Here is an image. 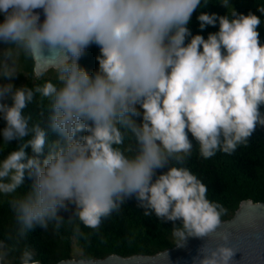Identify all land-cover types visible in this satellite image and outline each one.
Masks as SVG:
<instances>
[{"label": "clouds", "instance_id": "1", "mask_svg": "<svg viewBox=\"0 0 264 264\" xmlns=\"http://www.w3.org/2000/svg\"><path fill=\"white\" fill-rule=\"evenodd\" d=\"M207 3L0 0V42L7 45L0 49V118L6 121L0 133L4 146L20 142L0 159V194L10 196L16 240L50 223L59 229L61 209L70 206L72 217L99 230L102 218L135 196L144 216L172 221L176 246L212 233L223 241L202 245L191 264H233L232 234L218 231L228 209L208 198L207 185L185 161L194 146L189 133L209 158L233 152L264 127L258 29L264 21L220 0L226 14L197 16L201 29L218 24V30L207 38L192 34V14ZM257 9L264 14V3ZM93 43L100 54L89 72L80 57ZM20 58L33 63L37 76L51 71L54 79L16 86ZM37 93L43 107L34 120L24 109ZM49 129L56 139H49ZM29 145L34 155L26 152ZM26 173L32 182L18 193ZM10 251L18 252L16 264H42L30 245L18 248L5 239L0 264Z\"/></svg>", "mask_w": 264, "mask_h": 264}, {"label": "trees", "instance_id": "2", "mask_svg": "<svg viewBox=\"0 0 264 264\" xmlns=\"http://www.w3.org/2000/svg\"><path fill=\"white\" fill-rule=\"evenodd\" d=\"M231 3L238 12L247 14L251 10L260 15L264 21V14L259 13L257 9V3H264V0H231ZM200 12H215L223 15L228 9L220 3V0H208L207 5L194 10L188 27L192 34L202 33L207 38V34L217 31L219 25H207L201 29L199 27L201 22L197 19ZM3 18V14L0 13V21ZM258 29L261 42L264 43V22L258 25ZM0 46L7 45L0 42ZM99 54L98 45L94 43L89 45L80 57V64L89 72L95 71L98 68L96 57ZM18 70L21 73H18L13 80L16 86L22 84L31 86L43 83L45 79H54V73L51 71L44 76H37L33 63L23 58H20ZM2 82L4 81H0ZM40 102V94L37 93L36 99L24 109L26 113L33 114L34 120L39 118L38 115L43 107ZM43 103H47L46 98ZM139 119L137 117V120ZM5 124L6 121L0 118V129ZM56 138L57 134L49 129V139ZM189 138L193 140L194 146L185 164L207 185L208 198L221 202L228 209L222 216L223 221L232 219L244 201L264 202V127L258 126L248 138V143L238 145L233 152L217 151L209 158L200 155L199 145L190 133ZM3 143V135L0 133V147H3L0 150V159L5 158L11 149L20 145L17 139L9 141L7 146ZM25 150L29 156L34 155L30 145ZM39 155L43 157L44 153ZM166 170L167 166L157 169V173ZM32 179L26 173L25 184L17 192L26 191ZM9 198V195L0 194V239H5L18 248L23 247L24 244L30 245L43 264H56L74 258L76 247L80 250L79 259L97 260L113 254L123 257L154 256L176 246L170 234L172 221L161 222L154 213L151 216H144V209L137 206L135 196L127 199L119 211L102 218L99 230L85 226L78 218L72 217L71 209L74 206H70L68 211L61 209L60 214L65 219L59 229L50 223L47 229L36 227L16 240L18 225L9 206ZM77 224H79V232L76 230ZM10 235L13 239H9ZM17 254L16 251H10L5 258V264H16L12 257Z\"/></svg>", "mask_w": 264, "mask_h": 264}, {"label": "water", "instance_id": "3", "mask_svg": "<svg viewBox=\"0 0 264 264\" xmlns=\"http://www.w3.org/2000/svg\"><path fill=\"white\" fill-rule=\"evenodd\" d=\"M35 11H40L43 19L42 9ZM222 230L232 234L230 243L238 249L233 264H264V202L255 203L252 200L242 202L235 216L223 221L218 231ZM216 243L223 241L218 239L216 233H212L204 238L189 237L186 246H175L154 256L123 257L113 254L105 259L72 258L56 264H191L192 257L202 245L215 246Z\"/></svg>", "mask_w": 264, "mask_h": 264}, {"label": "rangeland", "instance_id": "4", "mask_svg": "<svg viewBox=\"0 0 264 264\" xmlns=\"http://www.w3.org/2000/svg\"><path fill=\"white\" fill-rule=\"evenodd\" d=\"M2 48H4L3 46H0V49H2ZM75 256H74V258L73 259H76V260H78L79 258V254H80V250L76 247L75 248Z\"/></svg>", "mask_w": 264, "mask_h": 264}]
</instances>
